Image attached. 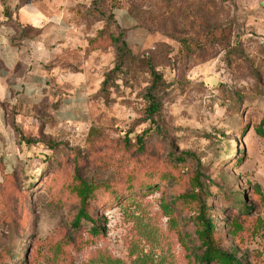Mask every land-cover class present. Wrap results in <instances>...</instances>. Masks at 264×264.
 I'll return each mask as SVG.
<instances>
[{
	"label": "rangeland",
	"instance_id": "rangeland-1",
	"mask_svg": "<svg viewBox=\"0 0 264 264\" xmlns=\"http://www.w3.org/2000/svg\"><path fill=\"white\" fill-rule=\"evenodd\" d=\"M25 3L69 21L75 45L63 63L79 90L61 98L83 102L64 111L69 123L55 118L56 102L23 121L10 115L13 135L0 141V250L14 246L13 264H24L28 250L25 264H194L199 204L178 196L200 169L226 245L248 264H264V205L244 218L233 193L249 202L257 188L264 194V0H0V7ZM120 30L127 55L114 41ZM150 66L163 76L161 114L152 118ZM126 137L136 146L125 147ZM183 152L192 156L174 170L176 191L158 189L166 188L158 177L164 165ZM77 172L100 188L91 210L103 235L71 227ZM125 176L153 187L127 199ZM114 191L122 196H109ZM233 221L244 225L236 239L223 231Z\"/></svg>",
	"mask_w": 264,
	"mask_h": 264
},
{
	"label": "crops",
	"instance_id": "crops-1",
	"mask_svg": "<svg viewBox=\"0 0 264 264\" xmlns=\"http://www.w3.org/2000/svg\"><path fill=\"white\" fill-rule=\"evenodd\" d=\"M7 9L2 12L0 7V141L13 135L9 118L14 110L17 121H23L19 119L25 120L34 109L61 100L55 118L69 123L70 114L66 118L64 111L76 110L83 102L76 95L61 98L62 92L79 90L77 73L63 63L75 45L69 21L47 16L46 7L39 4ZM27 30L37 33L30 36Z\"/></svg>",
	"mask_w": 264,
	"mask_h": 264
},
{
	"label": "trees",
	"instance_id": "trees-1",
	"mask_svg": "<svg viewBox=\"0 0 264 264\" xmlns=\"http://www.w3.org/2000/svg\"><path fill=\"white\" fill-rule=\"evenodd\" d=\"M117 43H119V52L123 55H127L129 53V48L127 46V43L122 38V31L120 30V34L118 37L114 39ZM150 71L153 77L152 86L148 90V100H149V106H148V113L149 117L152 118V116H159L161 114L160 110V103L158 101V98L156 97V91L163 85V76L159 74V72L156 70L154 66H150ZM61 104V100L56 101L54 104V109H58V107ZM259 133L263 134V131L260 129L258 130ZM20 142H24V140H20ZM143 137L138 136L137 138V147L138 151H143L144 144H143ZM28 144L35 143L34 141H27ZM36 144V143H35ZM132 144L131 140L126 137L125 138V147L129 148ZM135 145V146H136ZM174 155V154H173ZM171 157L169 162L164 165L163 168H167L165 172L160 174L159 182H162V185L166 188L162 189L161 184L158 187V189L165 190V189H173L175 190L178 186L177 178L174 174V170H176L179 165H184L188 159L192 156L190 152H183L177 157L173 156ZM148 168L152 169V166H149ZM162 168V167H160ZM139 169H135L133 171H138ZM148 173L154 175V171L149 170ZM75 179L78 181V186L75 187V192L77 195V198L79 200L78 208L76 210L74 219L72 221V226L75 231H78L80 228L86 225H91L89 229V233L96 237L99 235H103L106 233V230L104 226L100 222L99 216H95V213H93L92 206L101 198L99 197V190L100 188L98 185H95L93 183H89L85 180H83L78 172L75 174ZM124 179H127L128 185L126 186V189L124 190V193H126L124 196L127 197L128 194L135 192L138 188L139 190H146V189H152V184L149 182H142L141 178H137L135 176L127 178L125 176ZM125 188V187H124ZM176 191V190H175ZM181 192V191H179ZM236 193V203H234L235 206L238 207L239 215L250 219L254 216V214L257 212L261 204L264 205V194L261 193V191L257 188L256 192V198L255 202L248 200V196L244 192H233ZM115 195L114 198H120L122 195L117 194L115 191L111 192L109 196ZM181 199H184V201L188 202H198L199 204V214L197 218H195V225H196V237L198 240V245H195L194 247L189 248V260L190 262H193L194 264H248V256L247 255H241L240 249L235 245H226V242L224 240V236L222 234V231L217 230L213 215L211 214L212 211L208 204L206 203L207 200L210 198L211 193L209 188L206 186V183L204 182V173L197 169L192 177V184L190 190H186L184 192L179 193ZM235 196V194H234ZM130 196H128L127 199H129ZM175 199L172 200V204H174ZM229 205V204H226ZM171 207V205H170ZM172 208V207H171ZM171 212L173 213L172 209ZM3 221H6V216H3ZM216 219V218H215ZM16 220V217H12L10 220V223L14 225V222ZM244 228L243 223L239 224L236 221L231 222L230 224L227 223L226 226L223 227V231H227V234L229 237L237 238L238 233L242 231ZM14 246L11 247V249H5L0 250V261H4V264H13L16 255H14ZM30 251L21 258L23 260V263H27L28 257H29ZM21 255H19V258ZM1 264V263H0Z\"/></svg>",
	"mask_w": 264,
	"mask_h": 264
}]
</instances>
